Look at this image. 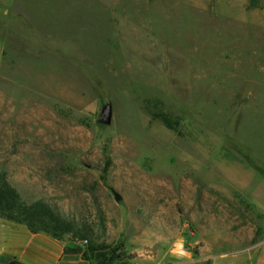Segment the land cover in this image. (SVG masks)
<instances>
[{
	"label": "rangeland",
	"instance_id": "1",
	"mask_svg": "<svg viewBox=\"0 0 264 264\" xmlns=\"http://www.w3.org/2000/svg\"><path fill=\"white\" fill-rule=\"evenodd\" d=\"M1 173L68 247L262 257L264 0H0Z\"/></svg>",
	"mask_w": 264,
	"mask_h": 264
},
{
	"label": "trees",
	"instance_id": "2",
	"mask_svg": "<svg viewBox=\"0 0 264 264\" xmlns=\"http://www.w3.org/2000/svg\"><path fill=\"white\" fill-rule=\"evenodd\" d=\"M0 217L25 225L34 234L44 233L57 241L65 235H70L78 241L88 239V229H80L72 221L67 220L53 206L45 200L39 199L25 202L22 195L13 187L4 173L0 174ZM65 254L80 255L90 264H115L124 263L132 259L127 254L123 244L109 246L85 245L64 248ZM8 264H22L15 260Z\"/></svg>",
	"mask_w": 264,
	"mask_h": 264
},
{
	"label": "crops",
	"instance_id": "3",
	"mask_svg": "<svg viewBox=\"0 0 264 264\" xmlns=\"http://www.w3.org/2000/svg\"><path fill=\"white\" fill-rule=\"evenodd\" d=\"M147 244V243H146ZM264 245V243H263ZM65 245L44 233L34 234L19 223L0 217V264H8L15 260L22 264H90L80 255L65 254ZM154 252L149 259L141 260V264H155ZM230 257L219 258L215 264H231ZM169 261L183 263L192 261L187 251H177L168 255ZM235 264H264V248L262 257L255 259L249 248L235 252Z\"/></svg>",
	"mask_w": 264,
	"mask_h": 264
},
{
	"label": "water",
	"instance_id": "4",
	"mask_svg": "<svg viewBox=\"0 0 264 264\" xmlns=\"http://www.w3.org/2000/svg\"><path fill=\"white\" fill-rule=\"evenodd\" d=\"M110 119H111V108L110 106H106L103 110H102V116L100 118V121L104 124V125H108L110 123ZM113 196L115 201H119L120 200V196L113 192Z\"/></svg>",
	"mask_w": 264,
	"mask_h": 264
},
{
	"label": "built area",
	"instance_id": "5",
	"mask_svg": "<svg viewBox=\"0 0 264 264\" xmlns=\"http://www.w3.org/2000/svg\"><path fill=\"white\" fill-rule=\"evenodd\" d=\"M83 243H86V241H85V242H83Z\"/></svg>",
	"mask_w": 264,
	"mask_h": 264
}]
</instances>
